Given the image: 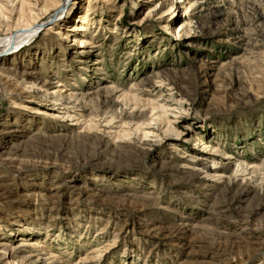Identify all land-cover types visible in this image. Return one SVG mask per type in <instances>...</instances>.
I'll return each mask as SVG.
<instances>
[{
	"label": "rangeland",
	"instance_id": "obj_1",
	"mask_svg": "<svg viewBox=\"0 0 264 264\" xmlns=\"http://www.w3.org/2000/svg\"><path fill=\"white\" fill-rule=\"evenodd\" d=\"M65 1L0 0V264H264V0Z\"/></svg>",
	"mask_w": 264,
	"mask_h": 264
},
{
	"label": "bare ground",
	"instance_id": "obj_2",
	"mask_svg": "<svg viewBox=\"0 0 264 264\" xmlns=\"http://www.w3.org/2000/svg\"><path fill=\"white\" fill-rule=\"evenodd\" d=\"M69 1L70 0H66L65 2H63L62 5L61 4L58 5V7L54 10V12L50 15V18H48V21L50 20V22H52V21H56L58 18H60L62 16V14H64V12H65L68 4H69ZM43 24L44 23L37 24V25H34L32 27H28L27 26V28L17 29L15 32L0 38V52L2 53V55L3 54H7L9 52H11V54L15 53L22 46H24L25 44H27L31 40H33L38 35L39 29H40L41 25H43ZM73 42H74V44H76V49H77L76 52H77L78 56L85 55V52L88 49V47L90 45H92L91 40L88 39L84 35L81 36V37H78V38L74 37ZM156 75H159V73H156ZM26 79H28V78L26 77ZM26 79L25 78L22 79L23 83L25 82ZM135 84H136V82L134 80H132L130 88L133 87ZM122 90H123V88H121V85L117 84V82L115 80L111 79V80H107V81L102 82L99 85V87L97 88V90L94 91V93L85 94L86 96H84L83 98H82V94H81V98L85 99V98H87V96H92V98L104 99L106 101H110L111 105L108 106L106 109H112L114 111L115 108L118 107V106L116 105V102L113 101V100H110V98L107 95H111L113 92H115V93L119 92L120 93L119 96H121ZM108 93H110V94H108ZM127 95L128 96H132L131 93H128ZM59 96H61V92H60ZM65 97L68 98V99L72 98V99H75V100H79L80 99L77 96L76 93L66 94ZM123 99L127 100L125 97ZM56 100H58V99H56ZM146 103L150 104L151 108L154 105L151 99H148ZM126 115H127L129 120L134 119V117L131 116V113H126ZM120 119L123 121L122 116H121ZM140 123H138L139 124L138 127L140 126ZM206 169L208 170V169H212V168L211 167H206ZM0 247L3 250L8 251L9 253L12 252L11 254H14L13 248L9 247V245H7L6 243H0Z\"/></svg>",
	"mask_w": 264,
	"mask_h": 264
}]
</instances>
